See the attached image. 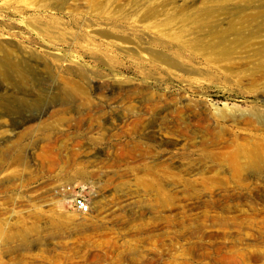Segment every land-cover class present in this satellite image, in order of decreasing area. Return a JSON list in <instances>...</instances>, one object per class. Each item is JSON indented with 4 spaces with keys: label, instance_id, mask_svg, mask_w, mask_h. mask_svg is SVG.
I'll use <instances>...</instances> for the list:
<instances>
[{
    "label": "rangeland",
    "instance_id": "rangeland-1",
    "mask_svg": "<svg viewBox=\"0 0 264 264\" xmlns=\"http://www.w3.org/2000/svg\"><path fill=\"white\" fill-rule=\"evenodd\" d=\"M252 160L264 0H0V264H264Z\"/></svg>",
    "mask_w": 264,
    "mask_h": 264
},
{
    "label": "bare ground",
    "instance_id": "bare-ground-1",
    "mask_svg": "<svg viewBox=\"0 0 264 264\" xmlns=\"http://www.w3.org/2000/svg\"><path fill=\"white\" fill-rule=\"evenodd\" d=\"M75 95L76 96H86V93L85 91L81 89V91L79 90H76L75 91ZM69 108H63L62 110L59 111V113H62V112H66ZM263 121V119H262ZM263 166H264V162L262 163ZM262 164L260 161L258 160H252L249 164H248V169H250L252 172H254L255 174H258L260 173V170L262 169ZM234 168L238 169L239 167L238 166H235Z\"/></svg>",
    "mask_w": 264,
    "mask_h": 264
},
{
    "label": "built area",
    "instance_id": "built-area-1",
    "mask_svg": "<svg viewBox=\"0 0 264 264\" xmlns=\"http://www.w3.org/2000/svg\"><path fill=\"white\" fill-rule=\"evenodd\" d=\"M74 202L80 213L87 214L90 211V204L85 197L81 195L76 196Z\"/></svg>",
    "mask_w": 264,
    "mask_h": 264
}]
</instances>
